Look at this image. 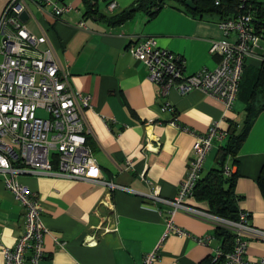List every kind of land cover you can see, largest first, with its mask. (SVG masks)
<instances>
[{
  "label": "crops",
  "instance_id": "obj_1",
  "mask_svg": "<svg viewBox=\"0 0 264 264\" xmlns=\"http://www.w3.org/2000/svg\"><path fill=\"white\" fill-rule=\"evenodd\" d=\"M7 1L0 0V14ZM134 1L59 0L70 10L57 18L27 3L22 18L25 29L36 36L45 34L72 87L88 96L89 107L83 115L89 129L85 141L93 159L90 172L103 182L124 188L110 191L111 214L102 207L95 213L106 193L104 184L52 174H11L37 196L42 207L41 221L47 232L42 236L39 264H142L144 254L154 248V264H202L211 259L214 248L224 251L211 222L180 210L173 213V223L188 235L163 236L169 206L150 197L154 192L164 199L175 196L187 170L194 135L218 120L223 106L195 89L184 94L169 89L160 94L147 80L144 65L127 51L128 44L153 36L156 47L182 58L185 73L213 68L218 58L207 50L209 40L221 35L218 19L191 16L179 5L162 7L149 20L139 11L113 26L84 14L91 8L105 13L110 2L115 7L105 14L116 13ZM257 2L264 16V0ZM260 45V58L246 59L236 99L220 119L219 127L225 132L231 125L236 130L241 126L249 84L264 59V38ZM165 104L170 109L160 110ZM146 133L159 138L157 152L142 150ZM224 140H211L200 177L215 165ZM233 159L227 157L223 168L230 169L237 208L249 214L253 227L264 230L263 112L255 117ZM185 203L197 202L191 195ZM23 221L22 206L3 186L0 176V246L14 245ZM100 224L110 230L96 237L94 244L84 243L85 235H94ZM198 237H207L208 242L200 244L194 239ZM244 255L251 261L264 257V241L249 239Z\"/></svg>",
  "mask_w": 264,
  "mask_h": 264
},
{
  "label": "built area",
  "instance_id": "obj_2",
  "mask_svg": "<svg viewBox=\"0 0 264 264\" xmlns=\"http://www.w3.org/2000/svg\"><path fill=\"white\" fill-rule=\"evenodd\" d=\"M253 1L256 0H236L237 13L217 20L221 35L209 40L207 50L218 58L213 68L201 67L185 73L182 58L156 47L153 36H144L127 46L130 55L144 65L147 80L158 87L160 94H166L169 89L179 94L195 89L223 106L220 118L212 121L205 132L194 135L187 170L175 196L164 199L155 192L150 195L153 200L169 206L163 236L188 235L173 223L172 216L177 210L204 218L233 233L228 252L219 247L212 250V264H264V257L251 261L244 255L249 239L264 241V230L249 223L247 212L239 210L236 220L230 221L185 203L192 195L211 140H222L226 136L219 122L236 99L245 60L260 58L258 50L263 33L259 27L262 24L255 21L258 20L255 10L249 8ZM28 2L55 18L70 10L68 4L59 0H8L0 14V176L3 186L24 211L23 226L14 245L0 246L1 264H39L42 236L47 232L41 221L42 207L37 196L12 179L11 174H52L104 184L106 193L99 200L95 213L102 207L111 214L110 191L124 189L103 182L90 172L93 159L85 141L89 129L83 115L89 107L88 96L72 87L45 34L36 36L25 29L20 16L27 13ZM217 2L214 0L215 4ZM114 7L110 2L105 13L112 12ZM41 44L47 46L40 49ZM169 107L165 104L160 110H169ZM159 144L157 136L146 133L142 150L157 152ZM222 173L229 176V167L225 166ZM143 176L144 170L139 173L140 178ZM97 228L94 235H85L84 243L92 245L96 237L110 230L101 224ZM194 239L200 244L208 242L207 237ZM156 259L154 248L144 254L142 264H154Z\"/></svg>",
  "mask_w": 264,
  "mask_h": 264
},
{
  "label": "trees",
  "instance_id": "obj_3",
  "mask_svg": "<svg viewBox=\"0 0 264 264\" xmlns=\"http://www.w3.org/2000/svg\"><path fill=\"white\" fill-rule=\"evenodd\" d=\"M168 1L174 2L175 5L181 6L185 12L198 18L214 16L217 19H226L233 17L238 11L236 0H218L216 4L214 3V0H191L194 6L193 9L184 5L185 0H135L128 7L123 8L116 13L105 14L99 12L97 8H91L84 14H91L111 26L120 25L131 19L134 14L139 11L144 12L146 19L149 20L153 18L157 11L164 7ZM257 1L258 0L253 1L249 8L255 10V17L258 18V20L255 21L262 24L259 28L261 29L264 38L263 9ZM172 5L174 6V4H171L170 6ZM153 7H155V9H153ZM260 61V66L257 68V71L252 78V82L249 84L248 98L245 103L244 116L240 128L236 130L235 127L231 125L226 130L225 140L223 144L219 146L214 160L215 165L209 168L202 177L199 176L194 184L192 198L197 203H186L191 207L206 211L212 215L230 221H235L238 216V196L233 192V178L230 175L224 176L222 174V168L227 157H231L234 162L233 158L236 156L255 117L260 112L264 113V59ZM245 65L246 60L243 64V68ZM241 79L242 74L238 90L241 86ZM199 202L203 203L204 206L198 205ZM214 226L215 236L219 237L224 244L223 252H228L231 249V247L229 248V245L230 242L232 243L233 241V233L223 226ZM225 246L227 247L224 249ZM202 264H212L211 259L208 258Z\"/></svg>",
  "mask_w": 264,
  "mask_h": 264
},
{
  "label": "water",
  "instance_id": "obj_4",
  "mask_svg": "<svg viewBox=\"0 0 264 264\" xmlns=\"http://www.w3.org/2000/svg\"><path fill=\"white\" fill-rule=\"evenodd\" d=\"M184 5H185L186 7H188V8H191V9L194 8L193 3H192L191 0H185V1H184ZM20 17H21V19L24 18V17H25V14H21Z\"/></svg>",
  "mask_w": 264,
  "mask_h": 264
},
{
  "label": "rangeland",
  "instance_id": "obj_5",
  "mask_svg": "<svg viewBox=\"0 0 264 264\" xmlns=\"http://www.w3.org/2000/svg\"><path fill=\"white\" fill-rule=\"evenodd\" d=\"M171 4H174V5H175L174 2H169V1H168V2H166L165 6H170ZM165 6H164V7H165Z\"/></svg>",
  "mask_w": 264,
  "mask_h": 264
}]
</instances>
